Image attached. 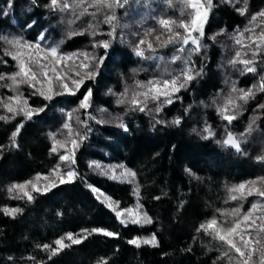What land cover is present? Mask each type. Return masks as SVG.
Returning a JSON list of instances; mask_svg holds the SVG:
<instances>
[{"label": "trees", "instance_id": "obj_1", "mask_svg": "<svg viewBox=\"0 0 264 264\" xmlns=\"http://www.w3.org/2000/svg\"><path fill=\"white\" fill-rule=\"evenodd\" d=\"M64 2L58 0L54 10L51 0H0V74L6 77L18 70L17 62L5 55L16 51L7 42L15 37L34 43L44 33L47 39L42 46L63 41V53L87 51L102 56L105 50L91 45L94 40L109 39L106 33L111 25L103 23L104 17L115 15L117 24L116 38L98 75L85 79L75 95L64 92L54 81L58 86L54 91L63 94L49 101L27 84L13 90L6 86L11 83L9 79L0 80V116L7 117L0 119V264H242L244 258L227 243L197 229L213 217L226 229L249 210L257 224L264 222V197H241L230 191L241 183L264 178V108L260 107L264 105V92L259 90L264 77V46L253 57L255 46L251 44L264 30V19L259 15L264 12V0H213L199 52L190 42L163 44L176 31L186 35L175 24L169 33L159 23L160 19L179 17L181 0H129L122 8L102 7L99 11L90 6L92 0H68L80 6L61 11ZM84 7L88 14L69 23ZM238 9H243L244 14ZM191 11L186 8L183 15L189 16ZM89 24L96 25L98 33L104 35L93 37L85 31ZM159 28L163 33L157 40L154 34ZM73 31L85 34L69 36ZM241 33V43L237 44L236 37ZM140 39L150 41L155 51L148 50L145 44V57L135 55L133 49ZM237 52L240 60H254L250 66L256 68L255 72L245 71L239 62L235 67L229 63L236 59ZM174 56L180 59L172 62ZM186 61L203 71L172 97L171 104L163 103L161 97L159 101L149 99L146 111L131 107L132 96L147 90L138 87L137 82L147 86L149 81L170 79L186 67ZM66 63L69 67L59 71L71 77L74 65ZM80 71L81 76L85 75ZM66 82L73 87L70 79ZM233 87L244 91L252 88L253 95L247 101L241 100L242 93L233 92ZM88 89L92 90V114L85 120L91 131L85 133L83 125L87 139L75 154L77 178L71 183L57 182L56 188L43 194L28 186L32 201L20 198L19 190L10 192L14 184L28 180L41 183L35 179L37 174L45 176L61 166L63 150L51 152L49 134L55 133L57 140L64 136L67 114L79 107ZM125 89L128 102L118 103ZM10 96H22L31 108L45 111L31 120H25L22 114L13 117L3 107ZM230 98L236 106L228 104L225 114L236 118L228 122L218 109H225ZM158 106H162L159 113ZM177 117L181 119L179 125L172 123ZM121 120L127 131L119 127ZM21 124L14 145L12 133ZM206 126L213 133L207 139ZM229 133L240 140V151L223 143ZM91 162L123 163L133 169L140 189L139 202L154 222L121 225L89 185L119 201L121 208L136 205V185L101 175L89 167ZM231 195L237 199H230ZM5 208L21 211L13 217L5 214ZM233 209H239V214L232 215ZM96 227L119 236L91 234L80 244L65 239L64 243L71 246L55 255L42 247L48 244L55 248L54 241L67 233L79 238L82 229ZM246 227V223L242 224V228ZM153 233L159 242L157 247L128 243L134 237H151ZM244 235L255 240L257 231ZM234 239L243 248L239 236ZM260 242L264 245V233H260ZM249 264H260L259 251Z\"/></svg>", "mask_w": 264, "mask_h": 264}, {"label": "snow or ice", "instance_id": "obj_2", "mask_svg": "<svg viewBox=\"0 0 264 264\" xmlns=\"http://www.w3.org/2000/svg\"><path fill=\"white\" fill-rule=\"evenodd\" d=\"M83 2V0H82ZM129 0H92L91 7H95L97 11H99L102 7H107L109 9H113L116 7H124L128 4ZM186 4L194 10V14L191 16L190 21H179L177 27L182 28L186 35H181L179 31H176L173 35H169L168 39L163 42L164 45L173 43L176 41L182 42L183 45H188L191 42L192 45H195L194 51L199 52L201 48L200 37L204 35V26L207 23L208 13L213 7V0H206V5H202V0H185ZM247 0H245V3ZM80 5H72L68 3V0H65L63 5L60 7L61 11H68L70 8L79 7ZM51 7L55 10L58 7V0H51ZM241 14H244L243 9H238ZM88 14V8L84 7L78 16H75V19L69 21V23H75L76 19H79L80 16ZM95 15V13H92ZM260 16L264 17V13H260ZM256 17H253L255 20ZM116 17L115 15L105 16L103 23L111 25V30L106 33L109 39H98L94 40L91 47L93 49L102 48L105 50L104 55L96 56L93 53L85 52H76V53H63L60 50V44L63 43H54L50 45L42 46L43 42L47 39L44 33H41L38 39L32 43L24 40L22 37H15L12 40L7 41L9 44L13 45L16 49L15 52L8 51L5 55L10 56L13 60L17 62V71L12 73L10 76L5 74H0V80H4L5 78L11 81L10 84L6 85L7 87L16 90L19 85L27 84L31 88H33L36 93L40 96H43L46 100H52L54 95H61L63 93L55 92L53 89V82L58 81L60 86L63 88L64 92L75 95L77 91H79L80 87L84 84L85 79H95L98 75L100 67L103 65L104 60L107 58L108 52L107 50L111 47L112 41L116 38V28L117 24L115 23ZM160 25L163 26L165 30L169 33L173 32L172 25L176 24L175 21L160 19ZM85 31L89 32L93 37L97 35H104L103 33H98L97 26L93 24L88 25V29ZM85 32H70L69 36L75 35H84ZM195 34V35H194ZM243 33L239 34L236 37V43H241V37ZM159 40V37H156ZM215 39V37H213ZM147 44V49L151 51H155L153 48V44L150 41H146L145 39H140L139 42L134 46V53L138 57H145V48L142 45ZM252 45L255 46V51H253L252 55L255 57L259 54L261 47L264 46V32H261L260 36L252 39ZM251 46V45H249ZM183 51L184 49H179ZM240 52L236 53V59L229 61L234 67L239 62L244 65V69L247 72H255L256 68L250 66L254 63V60H240ZM179 56H174L172 58V62L179 60ZM66 62H72L74 67L72 68V76L70 77L67 72L61 75L59 68L64 67L68 68L69 65ZM6 63V62H5ZM186 67L181 69V71L173 75L170 79H165L163 81H149L147 86L142 84L141 82H137L138 87H147V90L142 93H135L131 100L130 105L134 110L138 111H146V103L149 99L159 101L161 97H163V103L171 104L173 102L172 97L180 92L182 89L186 88L188 84L196 79L197 76L201 75L203 69L200 68L196 70L191 66L190 61H186ZM83 70L85 75L81 76V71ZM74 77V78H73ZM71 80V84L73 87H69V83L67 80ZM39 85V87H37ZM256 86L254 85L253 88ZM259 90L264 92V77L261 78V82L259 84ZM233 92L239 91L242 95L239 96V99L247 101L253 95V89L250 88L247 91L243 89H236L233 87ZM91 96L92 90L88 89L87 93L83 95V99L80 100L79 109L87 110L91 106ZM127 89L125 92L121 94V98L117 101L118 103H126L128 102L126 99ZM142 97L143 99H141ZM9 103L3 104V107L7 110L8 113H11L14 116L23 115L25 120H31L34 115H39L44 112V108L33 109L28 105L27 99L22 96H10L8 97ZM231 104L235 107V102L230 98L226 105L225 109H218L221 115L225 120L231 122L236 117L233 115H226L227 105ZM264 108V105L260 106ZM162 110V106H158L156 108V112L159 113ZM76 111V110H74ZM69 120L72 118V113L67 114ZM0 119H7V117L0 116ZM77 122L84 125L85 133L90 132L91 129L88 127L86 120H79V117L76 118ZM161 121H157L160 123ZM172 123L179 125L181 123V119L177 117ZM23 125L17 126L15 132L12 133L13 144L15 145V138L19 134L20 128ZM63 127L68 130V139L71 142V149H67V144L65 141L57 140L55 133H50V137L52 139V147L51 152L57 153L59 149H66L65 153L60 155L59 159L63 162H66L70 165H74L76 163L75 160V152L79 148L80 144L87 139V135L81 136L79 132H75L72 129V126L69 122H65ZM119 127H122L127 131V126L121 120ZM251 130V125L249 126V131ZM204 132L207 135L204 137L207 139L212 136L213 133L210 127L206 126L204 128ZM75 135L78 138H72ZM226 146H231L236 149V151H240V140L236 139L231 133L228 134V138L223 141ZM89 167H94L99 170L100 174L106 176L107 178L118 181L120 183H128L134 184L136 187L133 188L134 195L137 196V203L135 208L127 207L121 208L120 202L115 201L112 197L105 195L100 191L99 188L93 187L89 185L91 190L97 194V199L101 201L112 213H114L116 219L123 226L132 225H146L152 224L154 221L151 216L148 215L147 211L143 210V205L139 202V186L136 181V172L129 169L124 164L117 165H108L102 166L98 162H91ZM50 176L55 177V179L45 183L43 187H40L38 184L33 183L31 180L25 181L24 183L14 184L9 191L19 190L22 193L20 198H27L28 201L33 200V195L31 192L26 189L28 186H31L32 190L37 193H47L51 189L56 188L58 186L57 180L59 184H66L73 182L78 173L73 169L69 168L63 175L60 174L59 165L51 171ZM41 175L37 174L35 179L39 181L41 179ZM44 180H49L48 176L43 177ZM261 184H264V178H260L259 181ZM258 181L253 180L246 183H241L237 187L231 189V192L239 193L241 197H246L250 195H258L260 197H264V187H256ZM250 185V187L248 186ZM247 188V190H246ZM160 197H155V199H159ZM230 199L236 200V195H231ZM256 205H253V209H255ZM21 211L20 209H8L5 208L4 212L7 215L15 216L17 212ZM239 209H233L232 215H238ZM222 215L224 213H221ZM253 211L249 210L247 214H244L242 219H237L231 227L224 228L218 222V220L213 217L208 220L206 223H203L199 226L197 231L203 230L204 232H208L210 235H213L214 238L220 240L221 242L227 243L230 246V249H234L236 253L239 254L240 257L244 258L242 264H249V262L253 258V254L256 251L260 252V264H264V245H261L260 242V233H264V222L257 224L255 219H252ZM247 224L246 228H242V224ZM255 226V228H254ZM257 231V238L255 240L246 239L244 233H247L249 236L251 235V231ZM82 236L77 238L76 235L69 232L64 237H60L54 241L57 247L52 248L50 245H43V249L46 251H50L51 255L57 254L65 247H70V244H65L64 240L67 239L71 242V244H80L84 239H87L88 235L91 234H101L107 237L116 238L119 236V233L110 231L103 227L92 228L91 230L82 229ZM239 236V242L243 245V248L238 246L235 237ZM128 243L135 245L136 247H140L142 244L150 245L152 247H157L159 242L156 238V234L153 233L151 237H134L128 241ZM253 244L260 245L259 248L252 247ZM227 255V254H225ZM34 259V258H33ZM106 264V262H105Z\"/></svg>", "mask_w": 264, "mask_h": 264}, {"label": "rangeland", "instance_id": "obj_3", "mask_svg": "<svg viewBox=\"0 0 264 264\" xmlns=\"http://www.w3.org/2000/svg\"><path fill=\"white\" fill-rule=\"evenodd\" d=\"M182 1V9L180 8V13H179V17H176L177 19H171V18H168L167 20H171V21H175L176 22V26H177V24H179V21H181V20H184V21H190V19H191V16L194 14V10L193 9H191L187 4H186V2H185V0H181ZM202 5H206V0H202ZM184 8V9H183ZM186 8H188V10L189 9H191L192 11L190 12V15L189 16H184L183 15V12H184V10L186 9ZM211 11V10H210ZM210 11H209V13H208V18H209V14H210ZM262 13H264V12H262ZM263 19H264V17H262ZM207 21H208V19H207ZM264 21V20H263ZM206 25V24H205ZM205 27V26H204ZM262 31L264 32V30L262 29ZM162 33H163V31H162V28H159L157 31H156V33L154 34L156 37L157 36H162ZM195 35V34H194ZM259 35H260V33H259ZM200 40L202 41V37H200ZM191 43V42H190ZM61 70L62 69H64V67H61L60 68ZM65 70V69H64ZM54 88H56V84H55V82H53V89ZM57 88H58V86H57ZM56 88V89H57ZM55 90V89H54ZM90 108H91V106L87 109V110H84V109H79V107H77V108H75L74 110H76V111H71L70 113H72V118H71V120H69V117H68V115H67V120L65 121V122H69L70 124H71V126H72V129L74 130V133L75 132H79V134L81 135V136H83L84 135V133H83V125L82 124H80V123H78L77 122V117H79V120H85V118H86V116H90V114H92L91 113V110H90ZM64 136L62 137V138H60L59 140H61V141H65L66 142V144H67V149L68 150H70L71 149V142H70V139H68V130L67 129H65L64 128ZM72 138H78V137H76L75 135H73V137ZM61 150H63V152H62V154H64L65 153V150L66 149H61ZM77 151V150H76ZM61 154V155H62ZM75 154H76V152H75ZM99 163V162H98ZM99 164H101L102 166H108V165H117V164H123V163H117V164H113V163H111V164H103V163H99ZM125 165V164H124ZM128 167V166H127ZM60 168V174L61 175H63L69 168H73L74 169V165H70V164H68V163H66V162H63V161H61V166L59 167ZM129 168V167H128ZM129 169H131V168H129ZM98 170V169H97ZM131 170H133V169H131ZM99 171V170H98ZM134 171V170H133ZM135 172V171H134ZM45 176H48L49 177V180H44L43 179V177H45ZM45 176H41L42 178L39 180V182H41V183H38V185L40 186V187H43V185L45 184V183H48L49 181H51V180H53V179H55V177H53V176H50L49 174L48 175H45ZM256 181H258V183H257V185H256V187H264V184H261L259 181L260 180H256ZM56 182H58V180L56 181ZM249 187H250V185H249ZM133 208H135V206H133Z\"/></svg>", "mask_w": 264, "mask_h": 264}]
</instances>
